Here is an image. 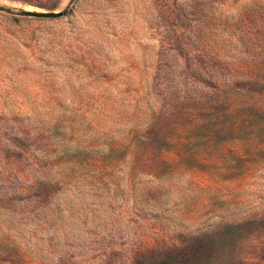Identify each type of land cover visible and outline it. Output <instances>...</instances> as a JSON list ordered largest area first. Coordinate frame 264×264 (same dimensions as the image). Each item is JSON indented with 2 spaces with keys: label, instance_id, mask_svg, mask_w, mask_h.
<instances>
[{
  "label": "rangeland",
  "instance_id": "374dc122",
  "mask_svg": "<svg viewBox=\"0 0 264 264\" xmlns=\"http://www.w3.org/2000/svg\"><path fill=\"white\" fill-rule=\"evenodd\" d=\"M172 250L264 264V0H0V264Z\"/></svg>",
  "mask_w": 264,
  "mask_h": 264
},
{
  "label": "trees",
  "instance_id": "16d2710c",
  "mask_svg": "<svg viewBox=\"0 0 264 264\" xmlns=\"http://www.w3.org/2000/svg\"><path fill=\"white\" fill-rule=\"evenodd\" d=\"M235 227H237L236 225H229L226 226L224 228V230H231V229H235ZM177 256H176V251H166V252H162L160 255H158V257L155 259V261L151 262L149 261L148 264H164V263H168L170 264L171 262H173L174 260H176Z\"/></svg>",
  "mask_w": 264,
  "mask_h": 264
},
{
  "label": "water",
  "instance_id": "95a60500",
  "mask_svg": "<svg viewBox=\"0 0 264 264\" xmlns=\"http://www.w3.org/2000/svg\"><path fill=\"white\" fill-rule=\"evenodd\" d=\"M20 15H26L30 17H38V18H51L60 16L62 13L57 11H36V10H28V9H21L17 11Z\"/></svg>",
  "mask_w": 264,
  "mask_h": 264
}]
</instances>
